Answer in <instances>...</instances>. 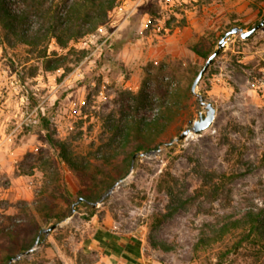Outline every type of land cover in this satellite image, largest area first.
<instances>
[{
	"label": "rangeland",
	"instance_id": "374dc122",
	"mask_svg": "<svg viewBox=\"0 0 264 264\" xmlns=\"http://www.w3.org/2000/svg\"><path fill=\"white\" fill-rule=\"evenodd\" d=\"M124 1L67 49L51 41L49 52L67 55L58 69H46L38 50L0 44V228L18 224L25 232L35 218L43 242L25 259L37 264H213L239 233L196 251L201 229L264 207V26L247 39L228 36L197 87L216 108L215 120L177 140L206 112L191 89L206 59L193 47L212 54L234 26L253 28L264 18V0H133L127 13L117 8ZM41 24L33 13L28 28ZM151 63L165 66L174 105L169 125L154 132L157 151L133 157L102 201L83 200L84 190L123 170L126 127L162 115L157 83H147L150 103L137 101ZM46 126L75 167L46 139ZM172 205L179 208L156 224ZM250 251L225 264H264V253L258 261Z\"/></svg>",
	"mask_w": 264,
	"mask_h": 264
},
{
	"label": "trees",
	"instance_id": "16d2710c",
	"mask_svg": "<svg viewBox=\"0 0 264 264\" xmlns=\"http://www.w3.org/2000/svg\"><path fill=\"white\" fill-rule=\"evenodd\" d=\"M48 1L0 0V44L4 48L5 45L23 44L38 50L37 56L44 60L46 69L55 70L64 64L67 55L59 54L57 51L49 52L51 41L56 40L61 48L67 49L72 40L75 41L94 30L96 26L104 24L108 12L115 6L117 0H74L62 6L54 5L55 3L48 6ZM84 9L85 12H82ZM33 13L42 18V24L37 30L28 28ZM73 50L75 49L69 48L68 53ZM193 50L206 60L211 54V51L201 44L195 45ZM164 67L163 64L151 63L144 86L137 94V101L150 103L152 85L147 83L151 81L157 83L158 91L162 93L160 103L162 115L149 120L146 118L135 119L132 124L126 127L124 139L119 149V152L125 155L122 163L123 170L106 180L99 181L95 188L84 190L83 200L88 202L101 200L105 190L113 187L130 172L135 154L143 151L149 152L159 146L154 142V132H161L169 125L171 121L169 114L174 111V105L166 99L169 94L170 83L163 78L165 75ZM195 74L198 75V72ZM47 126L44 129L46 139L54 148L59 150L63 160L75 167L74 164L76 163L69 155L66 143L57 139ZM109 162L113 164L114 161L110 159ZM221 181L223 182L224 179L222 178ZM178 208L179 205L170 206L167 212L158 217L156 224L171 216ZM54 216L62 220L67 216V212ZM30 223L33 228L25 232H22L18 224L10 229L0 228V264H8L23 252L42 244V227L35 218L30 220ZM235 232L239 233L238 239L230 247L219 251L217 260L213 264H225L232 255H239L245 248L251 249V255L256 260H261L264 253V207H259L257 210L249 209L240 217L227 214L222 216L216 224H206V228L201 229L194 248L199 251L213 247ZM37 242L38 244H36ZM154 246H159L163 250H171V247L165 244L158 245L155 243ZM26 255L17 258L11 264H37L25 259Z\"/></svg>",
	"mask_w": 264,
	"mask_h": 264
},
{
	"label": "water",
	"instance_id": "95a60500",
	"mask_svg": "<svg viewBox=\"0 0 264 264\" xmlns=\"http://www.w3.org/2000/svg\"><path fill=\"white\" fill-rule=\"evenodd\" d=\"M263 26H264V18L261 20V22L259 24L255 25L253 28H251V29H249L247 31H245L244 28H242L240 26H234L220 40L218 48L206 60V62L204 63L203 67L200 69L198 75L194 79V81L192 83V87H191L192 92L195 95H198L199 96L200 103L206 108V112L203 113L201 111L200 114H199V118L191 121V124H192L191 127H188L187 129H185L184 131H182L180 133V135L177 137V140H183V139H185L191 133H196V134L201 133L205 129L209 128L213 124V122L215 120V117H216V108L214 107V105L211 102L205 101V99L197 93V87H198L199 82L201 81L202 77L204 76V74L209 69V67L214 63L215 59L220 55L221 51L223 50V48H224V46L226 44V41H227L228 36L239 33V34H241V36L244 39H247V38L251 37L252 35H254ZM156 151H157L156 149H153V150H151L149 152H141L139 154L137 153V154H135L134 158L137 157L138 155H140V156L151 155V154H154ZM116 185H114L111 188V190L114 189L116 187ZM97 204H98V202H95V205H97ZM57 226H58V224L52 225L50 228L46 229V232L47 233L51 232ZM36 244H38V242ZM34 249H35V246L32 247L31 249L23 252L21 255H19L15 259L11 260L8 264H11L14 260H16L17 258H19V257H21L23 255L32 253L34 251Z\"/></svg>",
	"mask_w": 264,
	"mask_h": 264
},
{
	"label": "built area",
	"instance_id": "2783aa9c",
	"mask_svg": "<svg viewBox=\"0 0 264 264\" xmlns=\"http://www.w3.org/2000/svg\"><path fill=\"white\" fill-rule=\"evenodd\" d=\"M136 6V3L133 0H125L121 5L117 6L118 10L121 12H129L133 10Z\"/></svg>",
	"mask_w": 264,
	"mask_h": 264
},
{
	"label": "crops",
	"instance_id": "0c3cea01",
	"mask_svg": "<svg viewBox=\"0 0 264 264\" xmlns=\"http://www.w3.org/2000/svg\"><path fill=\"white\" fill-rule=\"evenodd\" d=\"M91 238V243H92V245H94L95 243H97L100 239L98 238V235H93L92 237H90ZM89 238V239H90ZM105 239H107L106 237H104ZM88 239V240H89ZM117 262V261H116ZM118 264H119V262H117Z\"/></svg>",
	"mask_w": 264,
	"mask_h": 264
}]
</instances>
